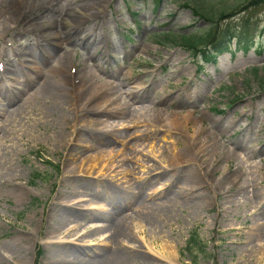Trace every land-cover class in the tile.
<instances>
[{
  "label": "rangeland",
  "instance_id": "1",
  "mask_svg": "<svg viewBox=\"0 0 264 264\" xmlns=\"http://www.w3.org/2000/svg\"><path fill=\"white\" fill-rule=\"evenodd\" d=\"M13 13L19 23L7 30ZM213 23L250 28L251 50L236 51L235 43L216 62H205L178 45L179 35H203ZM52 78L67 80L71 90L61 111L43 86ZM107 88H114L112 109L120 116L104 124L113 123L115 135L82 120L96 116L83 112L88 98ZM158 112L167 123L193 113L194 124L207 129L203 138L209 131L219 142L217 170L210 156L165 170L181 144L161 131L141 145ZM228 147L239 155H228ZM141 157L157 164L153 173V162L144 165ZM38 173L42 179L33 181ZM115 192L126 199L116 200ZM74 201L81 206L68 205ZM195 233L205 245L199 255L187 250ZM258 233H264V5L0 0V257L6 261L0 264H110L115 249L126 260L134 257L132 264H264V237L253 239Z\"/></svg>",
  "mask_w": 264,
  "mask_h": 264
},
{
  "label": "bare ground",
  "instance_id": "2",
  "mask_svg": "<svg viewBox=\"0 0 264 264\" xmlns=\"http://www.w3.org/2000/svg\"><path fill=\"white\" fill-rule=\"evenodd\" d=\"M18 19H17V15L16 14H11L8 17V20L6 22L7 25V30H9L13 24H18ZM69 41V40H68ZM59 76H63L62 74ZM87 78L90 79H94V78H99L101 79L100 76H96L94 74H87ZM58 80V79H57ZM55 80L54 78L52 79H46L43 83L44 89L46 91H49L51 93H53L56 97V106L58 110H62L64 109L66 102L68 101V94L70 95V89L68 88V85H66L67 80ZM125 81H127V78H124ZM113 89L111 88L112 91H108L109 88H107V90L104 92L103 91V96L100 97L98 95H95L93 98H88L87 102L84 104V108H83V112L85 114L88 115H96L95 117H84L82 118V120L86 119V122H88L89 125L91 126H98V125H103V127H107V128H111V131L113 132V134L115 135V125L113 123H109L111 124L110 126L104 124L105 119L114 117L116 115V113L113 111V106L115 104H117L118 99L116 98L115 94L113 93ZM132 97L134 99L135 98V94H131ZM133 101L134 100H130ZM162 101V100H161ZM160 101V102H161ZM193 114V113H192ZM192 114H189L188 116L185 117H177L175 116V120H172V118L168 119V123L164 121V119L161 117L160 112H158L157 115H154V118L152 119L153 124H150L152 126V128L154 129L153 133L150 135H146L143 136V141L141 145H144L145 141H147L150 138L156 139L157 135L161 132L164 131L170 138H173L177 143H180L182 148H180L179 150V155H173L170 158L166 159V163L168 165L167 168H164L165 170L169 171V172H176V168L177 166H180L182 164H184L185 162H190V158H192V162H195V159H199V158H203L205 156H210L213 159V165L212 168L214 171L217 170V168L219 167L220 161L217 159L215 160V156L218 154V150L216 149L214 146L217 144H219V142L217 141H213L210 138V134L209 131H207L206 135V139L203 138V135L205 133V131L207 129H205L202 126H196L194 124V119L195 117H193ZM119 113H117L116 117H119ZM131 119V117H130ZM132 119H134L132 117ZM198 119V118H197ZM233 124V123H232ZM114 126V127H113ZM193 126V127H192ZM113 128V130H112ZM123 135V134H121ZM105 142V141H103ZM248 150L247 152L249 154H251L252 156H254V154H257L255 149H246ZM228 155L230 156H235V155H239L236 148L231 149L228 147L227 152ZM248 156V154L246 155ZM147 157V156H145ZM143 158L141 157V163L145 165L146 161L147 163L153 162L151 161L149 158ZM165 157H168L167 155ZM249 158V157H248ZM155 167H150L149 169V174L153 173L156 169V163L153 162V165ZM173 169V170H171ZM157 171V170H156ZM188 183H194L196 184L197 181L196 179L193 180H189ZM233 185H231L230 190H235L234 188L237 186L238 181H233L232 182ZM113 196H115L116 200H120L123 201L126 198L125 197H121V193L120 192H115L113 194ZM68 205H72L73 207L76 206H81L80 203L78 201H74ZM78 217L77 214H72L71 218H76ZM104 219H106L105 221L108 223H111L110 219H107V217H105ZM109 226V224L107 225V227ZM117 235L115 237V241L119 240V237L121 236V224L117 226ZM260 230V229H259ZM258 236V238H262L264 237V233L262 236H260V234L258 233L256 236L255 234H253V239H256ZM260 236V237H259ZM76 254V252H74ZM68 254V253H66ZM112 257L113 260L110 262V264H132L134 262H136V259L134 257H131V259L129 260V258H127V260L125 259L127 257V254L125 251L123 250H118L115 249L114 253H112ZM129 260V261H128ZM0 261L2 262H6L5 260H3L0 257ZM138 264H143L142 262H139Z\"/></svg>",
  "mask_w": 264,
  "mask_h": 264
},
{
  "label": "trees",
  "instance_id": "3",
  "mask_svg": "<svg viewBox=\"0 0 264 264\" xmlns=\"http://www.w3.org/2000/svg\"><path fill=\"white\" fill-rule=\"evenodd\" d=\"M165 0H155L157 6L161 5ZM264 5V0H249V8ZM226 11H222L221 14ZM197 16H203L195 9ZM214 24V23H213ZM242 27H227L222 29L219 24L212 25L211 29L203 35L191 33L190 35H183L181 46L193 51L194 54L202 55L206 61H216L218 56L228 51L231 47L233 39H238V48L246 52L253 46V40L250 37L251 29L244 26V31L240 32ZM239 30V32H238ZM238 32V33H237ZM52 163H50L51 165ZM56 171L59 167L51 165ZM41 174H35L34 180L41 179ZM187 250L196 251L197 255L205 250V245L200 241L198 235L195 233L191 236ZM39 255L41 252H38Z\"/></svg>",
  "mask_w": 264,
  "mask_h": 264
}]
</instances>
